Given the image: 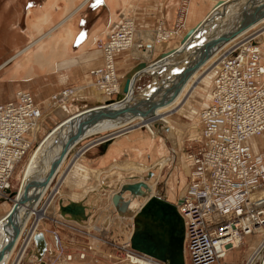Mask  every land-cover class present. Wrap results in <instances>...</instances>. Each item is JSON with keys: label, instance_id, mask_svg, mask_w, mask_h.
Instances as JSON below:
<instances>
[{"label": "built area", "instance_id": "obj_1", "mask_svg": "<svg viewBox=\"0 0 264 264\" xmlns=\"http://www.w3.org/2000/svg\"><path fill=\"white\" fill-rule=\"evenodd\" d=\"M134 31L133 19L123 16L115 32L98 46L108 57H104L107 65L93 71L90 84L100 85L107 95L121 93L123 82L118 74L110 75V59L114 50L131 48ZM161 31L158 42L181 33ZM252 38L235 43L219 60L209 103L201 111L204 146L198 154L188 155L187 188L173 201L184 220L191 264H230L225 262L227 253L243 246L249 249L252 238L257 243L240 264H264V58ZM124 40L127 47L113 48ZM73 87L52 96L56 107L68 103V91L75 98ZM41 107L27 90H20L15 102H0V121L16 126L13 141L5 147L0 141V197L10 187L16 164L35 141L39 143L45 117ZM21 120L28 122L24 132H20ZM254 136L261 139L257 147L251 142Z\"/></svg>", "mask_w": 264, "mask_h": 264}, {"label": "rangeland", "instance_id": "obj_2", "mask_svg": "<svg viewBox=\"0 0 264 264\" xmlns=\"http://www.w3.org/2000/svg\"><path fill=\"white\" fill-rule=\"evenodd\" d=\"M138 1H141V0H138ZM172 1L174 0H169L168 3ZM175 1L177 2L176 4H179V5L176 10L175 20L171 24L167 23V21L164 19H159V21L157 20L153 21L152 17L148 18V21L146 22V24H142L140 20H138L139 16L134 17L131 11L129 14H126V15L121 14V16H126L129 18L131 17V19H133V21L135 22L137 31H140V32L144 31L143 32L144 38H142V36L137 38L138 40L140 39L139 43L141 42L139 45H142L140 49L137 46L131 47L124 51L116 53L114 56L115 65H116V69H117V73L119 77H120V74L121 75L124 74L126 76V73L129 71V69L127 70V66H125L124 64L122 65V68H120V71L118 70L119 63L122 61L125 62L127 58H123L120 60V62L119 61L117 62L116 60L117 55L128 52V54H130L132 58L138 59L136 61L134 60V63H137V61L139 60L143 62V65L138 69V70H141V69L142 70L140 71V74L137 77L138 79L136 80L137 82L135 81V85L132 90L133 96H136L137 94H141L154 81V75L152 74L153 72L152 70L154 68L151 70L145 67L147 66L148 62L153 60L156 57L157 58L161 57L164 53L173 50L180 42L184 41L185 35L190 30L188 29V27L183 26L186 24V18L189 20V22L187 21V25L189 27L192 26L190 18L188 16L189 12L187 9L190 0H175ZM216 1L217 0H211V7L216 3ZM138 4L139 2L136 3V5ZM206 13L201 17V19L206 15ZM121 16H120L119 22L122 19ZM118 24L116 25L115 29H112L110 35L115 32ZM163 28L166 30L174 29L176 31H181V33L176 36L174 35L170 37V39L163 40L162 42L163 44H161L158 42V38H159V34L162 32L161 29ZM263 30H264L263 24H260L259 26L252 28L245 35H240V34L234 35L231 40L235 39L236 40L235 42H232L231 44L227 45L231 40L227 41L220 49L216 51V53H218V56H220V58L216 57L215 61H213L212 64L211 63L206 64L199 69V74L201 75L202 82L198 81L197 83H195L196 90L194 89L193 91L194 93L190 92V95L187 96V97L190 96L189 105L192 107L193 110L189 109L190 107L185 106L184 111L181 110V112H177V110H172L170 111V113H166V115L170 114L169 119L171 122H173V124L176 127V129H174V132H172L171 136L167 133V127H165V125L160 123L157 126L156 124H154V126L155 125L157 126V127L155 126V128L156 129L158 128L157 130L159 131V132L155 131L157 132L156 134H158L157 135L158 138H160L163 141L166 140V144L168 148V152L166 155H164L163 157L161 156L155 157V158H158V160L160 159V161L164 159L167 160V163L162 168H160L161 171L158 174L157 178L155 179V176H154L153 178L154 180L152 179L154 181L152 188L153 190L155 189L157 191L156 192L157 194L164 196V192L166 188L168 192H171L168 187H172V186L175 187L174 196L176 195L177 192L183 195L184 192L186 191L187 182H185V180L188 181V178H186V176L189 171V166H188V161H187L188 159L186 157L187 155H190V154H198L204 146V143L201 141V135H202V121L200 119L201 111L203 107H205L209 103V100H210L209 91H210L211 81L217 70L219 60L223 57L222 55H226L227 52H229V49L235 43L237 42L241 44L246 43L247 41L251 39V37H253L252 39L254 40L252 42H254L255 45L259 41L257 45L261 46L262 56L264 58V39H260L259 37L261 36V32H263ZM233 31H237V30H233ZM110 35L106 39H99L97 41L98 43L96 47H98L100 43L106 42L109 39ZM255 37H257L258 41L256 40ZM153 40H155L156 42ZM195 42L196 40L193 42V45L195 44ZM147 43L149 44L156 43V44H155V47L152 48ZM172 46L174 47L169 49ZM100 50H102V48H100ZM102 57L103 56H101V58ZM104 64H105V60L97 66L101 67ZM160 65H163V64H160ZM160 65H157L155 69L156 68L159 69ZM208 67L209 69H207ZM90 71L91 70H88L87 72L88 79L85 82L79 85H69V86L61 87L59 89H55V88L50 89V90H53L51 95L47 98H44L43 101H41V103L37 102L40 105H43L44 108H46L44 103L47 104L48 102L47 100H49L54 93L60 90H63L65 88H68V87H69L68 89H71L72 86H74L73 88L83 86L80 92L76 94L75 98L72 97L73 99L71 98L68 101V103L64 107L65 110H63V112L59 110L60 106L59 108L51 107L47 109V112L45 113V117L43 118L42 128L38 134L39 141L42 140L45 137V135H47V133L51 130V128L55 127L62 120H64V119L62 120L60 119L66 116L67 114L66 111L70 113V112L82 109L84 107L87 108L94 104H98L100 102L102 103H107L111 101L116 102L115 100L119 99L122 96L121 94H122V91H124V85H125L126 79L124 82L122 81L123 86L121 85L122 91H120L121 92L120 94L115 93L112 95H107L101 90H99L96 84L95 85L90 84L91 78L93 77L91 74L92 72ZM55 73L59 75L62 82L66 81V78H67L66 74H63V72H57V71H55ZM162 75H163V71L158 74L157 79H162ZM24 83L28 85V82L25 81ZM10 90L11 88H7L6 91L2 92L3 99H10ZM20 90L28 91L27 87L22 88ZM44 92L45 90L41 89L39 92V95L43 96ZM184 99L186 98H183L182 102H184ZM16 100L17 98L11 101L15 102ZM141 129H144L146 132L150 133L146 127H143ZM102 134L103 135L100 134V136H98L97 138L96 136L98 134L82 140L80 144H78V146L73 149L72 154L70 153V155L68 156V158L63 164L62 170H66V169L70 170L71 166L76 161L77 157L75 156H78L77 154H80L81 151L83 153L84 150H89L93 147L98 148V143L101 141L100 139L101 137H104L105 138L104 140L109 139V137H105V136L109 135L110 131L103 132ZM192 134L194 135V137L197 136L196 140H193L194 137H192ZM163 138H165V140ZM255 140L256 139H254V141ZM257 140L260 143L261 139L258 138ZM37 144H38L37 141H35L34 144H32L30 148L26 151L25 155L22 157L20 162L16 164L13 174L10 177V187L6 189L3 192L4 195L0 197V218L6 215V213L10 210L12 205L15 203L13 201V198L15 197V195H17L16 192L18 190L19 183H20L19 182L20 175L22 174L27 161L31 158V155L32 157L34 156L35 151L33 150L36 148ZM80 148H84V150H81ZM84 155L81 157L83 162L79 161V163L80 165L83 166V168H85L87 175L91 176L92 171L96 172L98 170H94L95 169L94 166L91 165V159L89 160L84 159V157L91 158V156L88 155V153L86 152ZM146 164L148 168H150L149 169L150 171L148 170L146 173L142 172L140 174L137 173L139 176H143L146 174L144 177L145 181L153 177L154 175L153 167L155 166L153 165L152 161H147ZM135 167L140 168V165L137 163ZM143 168H145V170L147 169L146 166H144ZM177 168L180 171L185 169L184 173L186 174V176L182 177L181 181H180V178H177V179H175L174 177L171 178L172 175L175 174V171ZM160 169L158 168L155 175ZM62 173L63 172L59 173L58 176H56L53 179L52 183L49 185V187L44 193V199L41 202L42 204L40 203L41 204L40 206H43V204H48L49 201H53L52 204L48 208V216H43L42 218H40V221L38 220V223L36 222L38 219V216L36 214H34L31 217L17 245L14 248V251L12 253V256L8 264H128L131 254L133 255L140 254L132 249L130 239H129L130 232L132 234V231H133V219L130 220L129 218L118 216V214H121L119 208L114 207V205H112V202L108 198L109 193L111 192L110 190H102V191L100 190L99 191L101 193L102 192L105 193V195L102 197H105L106 199L94 198V200L89 199L87 201L88 205L91 203L94 208L95 207L97 208L95 211L90 210L92 212L91 215L94 218L89 222L83 223L85 225L84 228L81 227L80 225L81 223H79L78 221L67 220L66 218L64 219V217L59 213L60 209L58 210V208L61 205L62 199H64V201L66 202L68 200V197H67L68 194L77 191V186H78L77 184L79 183L83 184V182L90 181V178L87 177L86 181L81 180V179L75 180L76 178L70 175L68 182H63ZM188 175L190 174L188 173ZM118 178H119V175L108 176V181L112 180L110 185H113L115 189L120 186V183H124L122 185V190L127 191L128 193H130L131 190L127 189L125 184H136L140 182V181L139 182L134 181V182L127 183L126 182L127 179H123L124 180L123 182V181H120V179ZM72 180H74V182H71ZM184 182H185V185L182 186ZM90 185L91 187L89 186L88 191L93 190L92 186L94 185V183L91 182ZM58 189H60V191ZM141 195L144 196V194H140V196ZM113 208H116V209H113ZM111 210L114 211V214L108 215V213L111 212ZM115 213H118V214H115ZM130 214H131L130 210H127L126 215H130ZM66 215L70 217L72 216L70 213H66ZM99 216H101V218L102 216H105L104 220L109 217V224L105 226L104 220H100ZM121 221L123 222L122 224H120ZM110 224H112V226L110 229H108ZM34 228H37L35 231L37 230L43 231L46 234V239L48 242V249L46 250L42 260H39L37 256L33 253V250L35 248L34 238L33 239L31 238V243L26 247V244L28 242L27 240H29L28 238L30 237L31 232H33ZM98 228H100L101 231L103 232L99 231ZM49 242H50V245H49ZM254 242L252 245H250V250L255 245ZM247 251H248L247 246H243L241 248L235 249L234 251L229 253V255L226 258V262L230 264H240L243 257L247 253ZM141 256H145V255L141 254ZM186 256H187L186 264H191V260L187 252H186ZM145 257L152 259L148 256H145ZM153 260L154 259H152V261ZM42 261H44L45 263H42ZM154 262L156 264H162L156 260H154Z\"/></svg>", "mask_w": 264, "mask_h": 264}, {"label": "bare ground", "instance_id": "obj_3", "mask_svg": "<svg viewBox=\"0 0 264 264\" xmlns=\"http://www.w3.org/2000/svg\"><path fill=\"white\" fill-rule=\"evenodd\" d=\"M68 1H69L70 5L67 8V12H73L76 0H68ZM116 1L117 0H115L114 5H115ZM135 1H138V0H123L125 7H127L126 6L127 3L129 4V3L135 2ZM227 1L228 0H219L217 3H215L211 7V9L207 13V15H205L203 17L202 21L200 22V23L204 22L208 16H214L215 15L214 27L211 30L208 29L209 31L204 32V34L202 36V41H200L201 42L200 50L196 54L191 55V57H192L191 60L192 61L198 60L199 59L198 56L203 55L206 52V50H208V47L210 46L211 41H215V44H216L215 49L210 51V54H205V57L200 60L198 67L188 77H186L185 80L180 82V80L178 79L179 72H181V69H182L184 63H182V60L178 61L176 59V55L177 56L181 55V57H183V58L189 56V54L192 52V48L194 46L193 42L196 40L197 34H199L198 32L195 33L191 38H189L185 44H183V41H182L174 48V49H177V48L181 49L177 54L173 53V54H170L167 56L164 53L161 57H158V58L156 57L153 60L148 62L147 66H145V67H147V69H151V70L154 68L152 70L153 71L152 74L154 75V81L151 84V86L147 87L141 94H137L136 96H133L132 90H133V87L135 85V81L138 80L137 77L132 78V80L130 82L129 90L127 92L122 91L121 87H120V90L122 91L121 95H122V97L124 96V99H123L124 102L123 103H122V101H119V102H121V104L134 105L135 108H137L138 110L144 111L145 114H143V115L137 114L136 116H133V117L128 118L126 120H122L120 118H115V117H100V119H97L98 121L93 120L92 122L88 121V120L85 121L82 119V116H79L80 114H83L87 111H90L93 108L95 109V107H98V106H101L104 104L106 105L109 103V102H107V103L100 102L98 104H94V105L89 106L87 108L84 107V108L79 109L77 111L70 112L71 114L69 116H67L64 120H62L55 127L51 128V130L48 132L47 136L45 135V137L39 141L38 145L33 150V151H35L34 156L32 157V155H31V158L27 161V163L23 169V172L20 175V181H19L20 183H19L18 190L16 192L17 195H15V197L13 198V201L14 202L19 201L21 196L23 195L25 189L27 188V186L30 185L31 183H33L34 181H35V183L37 181H40L44 185L37 187L36 192H34L36 195L34 196L35 199L32 203V206L22 207L20 214H19V216L21 215V217L16 218L14 216L13 217L8 216V213L11 211V209L13 207V205H12V207L6 213V215H4L2 218H0V264H8V262L12 256V253L14 251V248L17 245V243H18L22 233L24 232L25 227H26L27 223L29 222V220L31 219V217L34 214H36L38 216V219L36 222L38 223V220L40 221V218H42L43 216H48V208L52 204L53 201H49L48 204H43V206H40V205L42 204L41 202L44 199L45 191L47 190L49 185L52 183L53 179L56 176H58L59 173L63 172L62 173L63 182H68L70 175L74 178L78 177L84 181L87 180V177L90 178V181L93 180L96 173L94 171H92L91 176H88L85 168H83V166L80 165V163H79L81 157L85 154L86 150H84L83 153L81 151L80 154H77L78 156H75V157H77L76 161L71 166L70 170H68V169L62 170L63 164L66 161V159L68 158V156L70 155V153L72 154L73 149L75 147H77L78 144H80V142L83 140V137H85V135H84L85 131L92 128V130H94V131H99L98 135L102 134L103 132H109L110 131V134L106 135L105 137H109V139L112 140V139H116V138L120 137L121 135H123V134H125L131 130H134V129H140L141 130V128L146 127L150 132L149 136L155 137L158 135L156 133L159 132L157 130L158 128L156 129L155 126L156 125L158 126L161 123V124L165 125V127H167V133L170 136L172 135V132L174 130L173 123L169 119V114L166 115V113H170V111H172V110H177V112L180 110H184L185 106H188V107H190L189 109L193 110L192 107L189 105L190 96L189 97H187V96L190 95V92H193L194 89L196 90L195 83H197L198 81H201V79H202L201 75L199 74V69L206 64H209V63L212 64L213 61H215L216 57L220 58V56H218V53H216V51L218 49H220L227 41H230L234 35H237V34L245 35L252 28L259 26L260 24H263V27H264V0H237L236 3L235 2L231 3V5L229 7L226 6ZM125 7L123 10V12H124L123 15H125L127 12ZM187 9L189 12V7ZM71 15H69V16H71ZM111 15H112V19L114 21L104 22L103 27H101V29L102 28H104V30L106 29L107 32L110 29H112V26L116 27V25L119 22L117 20H116L117 22H115V19L118 17V16H116V12H112ZM121 17H123V16H121ZM62 24H63L62 26L60 25L61 29H60V33L58 35H62L65 39H61L60 36H59L60 38L57 39L58 35L55 36L56 34H54L51 31L52 34H50V32H49V33L44 35V37L46 38L45 40L42 39V37H40L41 40L36 43L38 45L37 46L35 45L36 48L34 50H32L31 57L29 55H27L26 58L32 59V61H34V64H37L40 67H50V68L56 69V66H59L60 68L68 70L70 67H73L76 64L88 62L89 60H91V58L96 59L94 54L97 52L98 54H101V56H103L102 57L103 61L105 60V63H106V59H108V57H107L106 53L104 54V50L103 49L100 50L99 47H94L91 50L83 51L84 53L81 55H78V56H69L68 57V55H69L68 46H69V43H70V40L72 37V35H71L72 34L71 22L70 21H64V23H62ZM36 27H39V26L36 25ZM185 27H186V24H185ZM233 30H237V31H233ZM143 32H140V31H134L133 32L134 36H133V40L131 42L132 43L131 47L137 46L139 48L138 43H139L140 39L138 40L137 38H139L140 36H142V38H144ZM38 33L44 34L42 31H38ZM56 33H58V32H56ZM102 34H103V35H101L102 37L106 35L105 32H103V31H102ZM159 35H161V34H159ZM247 37H248V35H247ZM259 37H260V39H264V30H263V32H261V36H259ZM255 38L258 41L257 37H255ZM97 40H98V38L96 39V36H95L93 39H91L90 42H97ZM153 41H155V40H153ZM235 41L236 40L233 39L227 45H229ZM119 42H120V40L117 39V43H119ZM162 42H163V40L159 41V43L163 44ZM127 43H128L127 40H124V41H122L121 45L115 44L113 46V48L127 47ZM147 44L150 47L154 48L156 43H154V44L153 43L152 44L147 43ZM93 45L94 44H92V46ZM246 45L247 44H245L244 47H246ZM257 46H258L259 50H261V46L260 45H257ZM109 51L112 52V48ZM121 51H124V50H121ZM121 51H118V49L113 51L114 54L112 55V57L110 59L111 63L109 61V63L111 64V68L113 69L110 72V75H112V73H113V74H116V76H117V74H118L117 69H116V65H115L114 56L116 53L121 52ZM171 51H173V50H171ZM166 53H168V52H166ZM104 57L106 59H104ZM160 64H163V65H160ZM106 65H107V63H106ZM157 65H160V67H159V69L156 68L157 69L156 70L155 67ZM101 67H104V65ZM101 67L99 66V67H95V68L91 69L90 72H92L91 73L92 76L96 75L95 73H93V71L97 72V70L100 69ZM207 69H209V67ZM59 70H61V69H59ZM162 71H163L162 79H157L158 74L161 73ZM65 73L68 74V71ZM111 77L112 76H110V78ZM117 77H116V79H117ZM96 86L102 92L104 91V89L100 85L96 84ZM81 89H82V87H75V88H73V93H75V95H76L77 93L80 92ZM54 94H57V93H54ZM67 95H69V98L67 100V102H68L73 97V95L71 94L70 91L67 92ZM52 96L49 100H47L48 101L47 104L44 103L46 108L41 107V110H43V113H44V110L46 113L47 109H49L51 107L52 108L59 107V106L56 107V105H54V101L52 99ZM208 97H207V99H208ZM183 98H186V99H184V102H182ZM186 109H188V108H186ZM59 110H61L63 112V110H65V109H63V106H60ZM45 113H44V115H45ZM66 113L68 114L69 112L66 111ZM73 114H75V116ZM19 123L21 125L20 132H24V130L27 128L28 122L26 120H21ZM154 124H156V125L154 126ZM32 126H34V125H32ZM2 127H3V129H2ZM15 128H16V126L10 127L9 124L5 123V121L3 123L0 121V141L2 138L4 147H5L6 143L13 141L15 139V134H14ZM155 131H157V132H155ZM147 136H145V137L147 138ZM192 137H194L193 134H192ZM256 137L257 136L252 137L251 142H253L254 145L257 147L259 142L257 140L258 138H256ZM196 138H197V136L194 137L193 140H196ZM100 139H101V141H105L104 137H101ZM254 139H256V140L254 141ZM61 151H62V155L60 158V162L58 164H56V166L52 172V175H50V177L47 179V181L44 182V180H43L45 178L44 174L46 175V173L50 170V167H52V165L57 160L58 153ZM21 153L22 152H19L17 154V156L20 155ZM186 158L188 159V160L187 159L186 160L188 161L189 174H190L191 168H190V160H189L188 155ZM157 164L158 163H156V165L153 167L154 168V170H153L154 175L160 166L159 164L158 165ZM123 174L124 173H122V172L114 171L109 176L119 175L118 179H120V181L124 182L123 179H127L126 180L127 183L134 182V181H138V182L140 181L142 183H145V186H142L141 188H135V189L131 190L130 193H128L127 191L122 190V185L124 183H120V186L114 189L113 185H110L112 180L107 183L105 179H102L101 191L102 190L112 191V193H113L112 196L108 197L109 200L112 202V205H115L113 203V196L116 193H120L122 200L128 202L127 210H130L131 214L130 215H125V214L121 215L118 213L117 214L119 217H126V218L133 219V224H134V216L137 213V211L142 207V205L147 201V199L149 197L157 194L156 192L153 193V191H152L153 189H152L151 185L148 183L149 180H151L154 177V175L152 178L145 181L144 177L146 174L143 176H139L138 174H132V175H125L124 176ZM71 182H74V180H72ZM127 185H129V184H125V186H127ZM168 188L171 192H174L173 186L168 187ZM58 190L60 191V189H58ZM95 191H96V193L100 194L99 191L94 190V192ZM34 193H32L31 196H33ZM140 194H144V196H142V195L140 196ZM72 197H75V195L73 194ZM71 199L72 200H68L66 202L64 201V199H62L61 205H68L72 202L83 204L82 200L78 201V200H76V198H71ZM59 209H60V207L58 208V210ZM114 209H116V208H114ZM59 213L64 217V219L66 218L67 220L78 221L76 218H74L72 216L70 217V216H67L66 214H63L61 212V210H59ZM91 218H92V215L90 212V215L86 219L85 222L90 221ZM19 221L21 222V224H20L21 226L20 227L17 226L18 227L17 228L15 225H16V222L19 223ZM79 223L83 224L84 222H79ZM108 224H109V219H107V221L104 225L107 226ZM36 229L37 228H34L33 232H31V235L28 238L29 240H27L28 242L26 244V247L31 243V238L33 239L35 233L38 231V230L35 231ZM98 230L101 231L100 228H98ZM131 235H130V237H131ZM31 236H33V237H31ZM44 236L46 238L45 232H44ZM254 241H256L254 238L250 239L249 245H252ZM46 242H47V239H46ZM256 243L257 242H254L255 245H256ZM49 245H50V242H49ZM255 245L253 246V248L255 247ZM47 249H48V242H47ZM3 253H4V255H3ZM229 253L230 252L227 253L226 258L229 255ZM247 253L248 254L250 253V248L248 249ZM247 253L245 254V256L247 255ZM142 255H144V254H142ZM145 256H141V254H138V255L131 254L129 261H128V264H156L154 262V260L152 261L153 258L149 259V258H146ZM185 256H186V248H185ZM226 258H225V262H226ZM186 260H187V256H186Z\"/></svg>", "mask_w": 264, "mask_h": 264}, {"label": "crops", "instance_id": "obj_4", "mask_svg": "<svg viewBox=\"0 0 264 264\" xmlns=\"http://www.w3.org/2000/svg\"><path fill=\"white\" fill-rule=\"evenodd\" d=\"M168 1L169 0H141L131 2L129 4L127 3V7H125L123 0H117L115 5V0H76L75 7L73 9L74 11L67 12V8L70 5L68 0H0V101L5 103L15 100L17 98V92L20 89L27 87L28 91L33 94L35 100L41 103L44 98H47L51 95L53 90L50 89H59L61 87L79 85L85 82L88 79V70L98 67L97 65L103 62L101 54L96 52L94 54L96 59L91 58V60L88 62L76 64L67 70L60 68L59 66H56V69L50 67H40L39 65L34 64L32 59L26 58L27 55L31 57L32 50H34L38 45L36 43L41 40L40 37L45 40L46 38L44 35L49 32L52 34L51 31L56 34L55 36H57L60 33V25L62 26L64 21L71 22L72 30V37L68 46V57L78 56L83 54V51L91 50L97 46L98 42H90L95 36L96 39L98 38L99 40L102 38L106 39L110 35L112 29H115V27L112 26V29H110L108 32L106 29L104 30V28L101 29V27H103L104 22L114 21L111 15L112 12H116V16H118L115 19V22L119 21L121 14L123 15L124 13H122L124 7L127 11L126 14H129L131 11L134 17L139 16L138 20H140L142 24H146L149 17H152L153 21L164 19L167 21V23L171 24L175 20L176 10L179 4H176L177 2L175 0L169 3ZM218 1L219 0H217L216 3ZM138 2L139 4L136 5ZM188 7V16L192 26L189 27L187 25V21L189 22V20L186 19V27L191 29L202 21L203 18L201 19V17L208 10L210 11L211 0H190ZM36 25L39 27H36ZM38 31H42L44 34H40ZM102 31L106 34H104L105 36L103 37L101 36L103 35ZM59 36L61 39H65L62 35H58L57 39L60 38ZM92 44L94 45L92 46ZM173 47L174 46L170 47L169 49ZM123 58H127L126 61L120 62V60ZM116 60L117 62H120L118 65L119 71L124 64L127 66V70L129 69V71L126 73V76L124 74H120L123 82L125 79H127L126 77L132 75L143 65V62L140 60L137 61V63H134V60L136 61L138 59L132 58L128 52L117 55ZM55 71L66 74V81L62 82L61 78L55 73ZM67 71L68 74L65 73ZM25 81L28 82V85L24 83ZM7 88H11L10 99H3L2 92L6 91ZM41 89L45 90L43 96L39 95ZM64 107L65 105L63 108ZM178 112H181V110ZM70 114L71 113L66 114V116L62 117L60 120L65 119ZM173 127L176 129L174 124ZM145 136H147V138ZM163 139L165 140V138ZM80 149L84 150V148ZM85 152L88 153L91 158L84 157V159H91V165L94 166V170L98 171L95 172L96 175L92 181L83 182V184H77V191L72 192L67 196L68 200H72L71 198H76L78 201H83L82 203L85 205L86 209L82 217L77 220L78 222L84 223L89 217L90 212L95 211L97 208H94L91 203L88 205L87 201L89 199L94 200V198L99 199L100 197L106 199L105 197H102L105 195L104 192H100L101 195L96 193V191L94 192V190H101L102 179H105L106 182L111 181H108V176L114 171L122 172L124 173V176L137 173L140 174L142 172L146 173L150 169L146 164L147 161H152L153 165L158 163L160 165L159 168H162L167 163V160L164 159L160 161V159L158 160V158L155 157H163L166 155L168 148L166 140L163 141L158 138V136L150 137L149 133L144 129H134L112 140L105 151L97 147H93L89 150H86ZM80 161L83 162L82 158ZM137 163L140 165V168L135 167ZM144 166L147 167L146 170L143 168ZM184 170L180 171L177 168L175 174L172 175L171 178H180L181 181V178L186 176ZM160 171L161 169L156 175H154L155 179L157 178ZM188 173V177L186 176V178L189 180ZM79 179L80 178L77 177L75 180ZM152 179L148 182L151 187H153L154 182V179ZM91 182L94 183L92 186L93 192L90 190L88 191L89 186L91 187ZM185 182L188 183L187 180H185ZM185 182L182 186L185 185ZM173 188L175 192V187ZM152 191L153 193L157 192L155 189ZM174 192H168L166 188L164 192L165 198L171 201H176L182 196L179 192H177L174 196ZM73 194L75 197H72ZM112 194L113 193L111 191L108 197L112 196ZM114 206L116 207V205ZM118 208L122 215H126L127 210H124L120 206ZM110 214H114V211L111 210L108 215ZM104 217L105 216H102L101 218V216H99V219L104 220ZM93 218L94 217L92 216L91 220ZM107 219H109V217L104 220V224L106 223ZM129 219L131 220V218ZM122 223L123 222L121 221L120 224ZM80 225L82 228L85 227L84 224ZM111 226L112 224H110L108 229H110Z\"/></svg>", "mask_w": 264, "mask_h": 264}, {"label": "water", "instance_id": "obj_5", "mask_svg": "<svg viewBox=\"0 0 264 264\" xmlns=\"http://www.w3.org/2000/svg\"><path fill=\"white\" fill-rule=\"evenodd\" d=\"M237 2V0H228L226 2V6H230L231 3ZM214 16H208L206 20L195 27L191 28L184 37L183 44L191 38L195 33L197 34L196 42L192 48V52L188 57H181V55H176V59L178 61L182 60L184 63L181 72H179L178 79L181 81L185 80L197 67L202 58L205 57V54H210V51L215 49V41H211L208 50L203 55H199V59L192 61L191 55L196 54L201 47L202 36L204 32L211 30L214 23ZM209 29V30H208ZM181 49H173V51H169L165 53L167 56L173 53H178ZM165 55V56H166ZM142 70V69H141ZM140 74V70L128 76L125 85L124 91L129 90L130 82L132 78L138 77ZM151 86V85H150ZM124 96L115 100L117 103L119 101L124 102ZM111 101L108 104H104L98 107L93 108L90 111H87L79 116H82L83 120L88 121H98L100 117H115L120 118L122 120H126L137 114H145L144 111L138 110L134 105L131 104H118ZM116 103V104H115ZM120 104V105H119ZM75 116V114H73ZM87 134V135H86ZM99 134V131H94L88 129L85 131L83 140L89 138L91 136ZM103 135V134H101ZM100 136L97 135L96 138ZM111 140L107 139L105 141H101L98 143V148L103 151L106 150ZM62 155V151L58 153L57 160L50 167V170L44 174V182L52 175V172L56 166L60 162V158ZM43 186L44 184L40 181H35L27 186L23 195L21 196L19 201H16L13 204L11 211L8 213V216H14L16 218L21 217L20 211L22 207L32 206L34 201V196L36 195L37 187ZM145 186V183L139 182L136 184H129L126 186L127 189L133 190L135 188H141ZM39 190V189H38ZM34 193L33 196L31 194ZM17 194V193H16ZM113 203L116 206L122 207L124 210H127L128 202L123 201L121 194L116 193L113 196ZM23 205V206H22ZM27 209V208H26ZM85 206L80 203L72 202L68 205H60V210L63 214L70 213L74 218L79 219L85 212ZM21 222H16V227H20ZM17 227V228H18ZM35 240V248L33 253L37 256L39 260L43 259V256L47 250V242L44 236L43 231H37L34 235ZM130 243L133 250L140 254H144L153 258L162 264H186V256H185V225L182 216L180 215L177 206L174 202L169 201L165 196L156 194L152 195L147 199V201L142 205V207L137 211L134 216V224H133V232L130 237ZM4 255V253H3ZM42 263H45L42 261Z\"/></svg>", "mask_w": 264, "mask_h": 264}]
</instances>
